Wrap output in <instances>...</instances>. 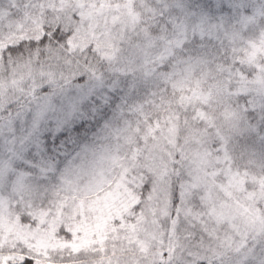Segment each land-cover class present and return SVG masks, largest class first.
Masks as SVG:
<instances>
[{
    "label": "snow or ice",
    "instance_id": "6c2138e0",
    "mask_svg": "<svg viewBox=\"0 0 264 264\" xmlns=\"http://www.w3.org/2000/svg\"><path fill=\"white\" fill-rule=\"evenodd\" d=\"M0 264H264V0H0Z\"/></svg>",
    "mask_w": 264,
    "mask_h": 264
}]
</instances>
